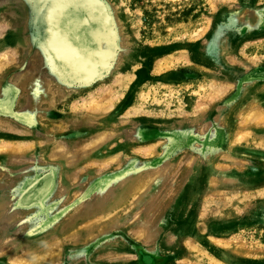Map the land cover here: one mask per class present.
Returning a JSON list of instances; mask_svg holds the SVG:
<instances>
[{
	"label": "rangeland",
	"instance_id": "rangeland-1",
	"mask_svg": "<svg viewBox=\"0 0 264 264\" xmlns=\"http://www.w3.org/2000/svg\"><path fill=\"white\" fill-rule=\"evenodd\" d=\"M38 1L57 60L37 36ZM99 1L104 10L95 0H0V143L30 142L18 156L0 151V253L55 248L42 264H264V123L230 146L234 132L253 130L242 114L264 111V0ZM58 10L75 14L52 23ZM106 65L90 84L68 81ZM91 95L113 103L112 134L98 145ZM54 153L70 154L69 167ZM142 177L116 214L91 211Z\"/></svg>",
	"mask_w": 264,
	"mask_h": 264
},
{
	"label": "bare ground",
	"instance_id": "bare-ground-1",
	"mask_svg": "<svg viewBox=\"0 0 264 264\" xmlns=\"http://www.w3.org/2000/svg\"><path fill=\"white\" fill-rule=\"evenodd\" d=\"M61 7V6H60ZM63 7H61L62 9ZM64 14H70L71 16H74L75 12H66V11H62V10H58L57 12H48V15L50 16L51 18V21L52 23L55 22L57 23V20L59 17L61 16H64ZM125 17V16H124ZM85 20V19H84ZM62 26V27H61ZM66 29V26L65 25H60V30H65ZM119 62V61H118ZM163 62V61H162ZM0 64L2 65V63L0 62ZM0 65V66H1ZM162 67V64L161 63H157L156 64V69H159ZM164 67V65H163ZM117 76V75H116ZM112 84V83H111ZM224 86V85H223ZM220 91V89H219ZM109 95V94H108ZM105 96H106V93H105ZM96 97V96H95ZM141 97V95H140ZM102 98V97H101ZM104 98V97H103ZM144 98V97H141V99ZM96 98H94L92 95L90 96L89 100L85 103L86 105L88 104L89 108L87 107V110H89L88 112L89 113H96L97 115L94 116V122L97 126V128L95 129V133H96V136H95V139L93 140L94 142L92 143H95L96 145H98L99 143L101 144L102 142H104L105 138H108L110 137L109 135H111L112 133H108V131H106V127H107V122L105 121L104 119V115L105 113H109V111L111 110L112 106H113V103L111 102V98L109 99L108 98H104V100L100 101V98L99 100H95ZM145 99V98H144ZM143 100V99H142ZM258 102V101H257ZM257 102H254L253 105L257 104ZM251 106V105H250ZM143 108V107H142ZM133 109H135L136 111H138L140 109V107L136 106L133 107ZM86 110V111H87ZM85 113V112H84ZM101 113L103 116H101ZM75 114V113H74ZM87 114V112H86ZM236 115V111L235 109L234 110H230L229 113L225 116L226 120L230 121L231 123L234 124L235 122V116ZM237 115H239V111L237 112ZM229 123V122H228ZM240 123H242L243 125L245 126H249L251 128H253V130H251L250 132L249 131H243V132H234L233 134V138L230 143V146L232 147L234 145V142L235 141H238V142H242L244 144V142H247L250 138H253V140H255L254 138L256 137L254 131L256 132V129L260 124L264 123V111L261 107H257L256 106H252L245 114H242V117H241V121ZM1 124V123H0ZM95 126V125H94ZM93 126V127H94ZM111 126V125H110ZM240 129V127H239ZM238 131V129H237ZM233 132V131H232ZM249 138V139H248ZM8 142V141H7ZM5 141L1 142L0 143V151L3 150V149H6L8 148L10 150V152H12L13 154H15L16 156H18L19 154L23 153L24 151H26V147L27 145L30 144V142H24V141H10L9 143H7ZM229 142V141H228ZM256 142V141H255ZM264 142V141H263ZM55 144H57V146H55ZM59 145V146H58ZM239 145V144H238ZM52 146H54V148H57V147H61V143L59 144L58 142L57 143H54ZM85 147V146H84ZM156 145L153 144V145H149L147 147H144V148H139V152H142V153H145V154H153L155 153L156 149H155ZM54 148L52 147V149L50 151H54ZM92 149V148H91ZM233 149V148H232ZM133 150V149H132ZM30 151V150H29ZM89 151V150H88ZM105 151V150H104ZM136 151V150H134ZM62 152V151H61ZM70 152V151H69ZM68 152V153H69ZM127 152V151H126ZM138 152V151H136ZM60 153V152H59ZM67 155H62L61 158H57L55 153L54 155L52 156L53 158H56L59 160L60 164L61 165H66L67 167H69L68 165L71 164V158L69 156H71L70 154ZM71 153V152H70ZM149 154V156H150ZM60 154H58L59 156ZM117 154H114V155H110L108 156L107 158H113V157H116ZM51 157V155L49 156ZM51 157V158H52ZM144 157V156H143ZM218 158V157H217ZM230 159V158H229ZM236 160V159H235ZM118 163V162H117ZM73 164V163H72ZM216 164V163H215ZM234 165V163H233ZM227 166V165H226ZM221 168V167H220ZM68 169V168H67ZM218 174V172H217ZM222 176V175H221ZM133 177V176H132ZM136 177V176H135ZM148 179L146 178H140L138 180L136 179H131L128 181H125L124 184H122L121 186H119V189L118 191L111 197L110 195V199L109 201H104V202H101V200L99 201L98 199L94 201V204L92 205V208H91V211H93L94 214H109L112 215V213L116 214V212L118 211V207L122 204H127L129 201H131L132 199V196L137 193L136 190H138V188L140 187H143V185L146 184ZM223 180V179H222ZM215 182V181H214ZM225 183V182H224ZM223 183V184H224ZM240 183V182H239ZM238 183V184H239ZM217 184V183H216ZM220 185V184H219ZM218 186V185H217ZM242 187V186H241ZM224 188V187H223ZM214 190V189H213ZM254 190V189H253ZM110 191V190H109ZM114 191V190H113ZM248 190H246L247 192ZM211 192V191H210ZM209 192V193H210ZM219 193V192H218ZM252 193V192H251ZM141 194V193H140ZM142 196V194H141ZM263 196V195H262ZM220 197V196H219ZM226 197V196H225ZM97 198V197H96ZM134 198V197H133ZM223 198V197H222ZM219 199V198H218ZM223 204H224V200H223ZM216 207V206H215ZM123 209V208H122ZM216 209V208H215ZM85 214H88V212H86ZM81 216L82 214L80 213H77L75 214V216L71 219V223H77L79 221H81ZM91 216V215H90ZM89 216V217H90ZM105 216V215H104ZM124 217V216H123ZM118 220V219H117ZM124 220V219H122ZM119 222V221H118ZM202 223V222H201ZM69 226H67L66 229L62 230L60 229L58 234L59 235H64V233L69 229ZM95 226H94V223H89V226H88V231H87V234L88 235H91L93 234V232L95 231ZM102 228V227H101ZM99 229V228H98ZM205 229V228H204ZM81 227H76V230L74 231L75 233V237H80L81 234ZM195 235V234H194ZM53 236V235H52ZM197 236V235H196ZM202 238V237H201ZM209 239H211V237H208ZM218 239V238H217ZM196 240V239H195ZM213 240V239H211ZM193 241V240H191ZM216 241V240H214ZM218 242V241H216ZM215 242V243H216ZM190 249L192 251H198V247L197 245L193 242V243H190ZM218 244V243H217ZM221 245V244H220ZM22 246V245H21ZM21 246H18V248H14V249H6L7 251L3 252V253H0V255L4 256L7 261L10 263V264H42V263H46L50 256L53 255L55 252V248L54 249H49V250H39V251H36L34 249H29V245L25 246V247H21ZM224 246V245H223ZM41 247V246H40ZM228 247V246H227ZM34 248V247H33ZM61 251V250H60ZM222 252V251H221ZM188 253V252H187ZM191 254V253H190ZM227 257V256H226ZM222 258V257H221Z\"/></svg>",
	"mask_w": 264,
	"mask_h": 264
},
{
	"label": "water",
	"instance_id": "water-1",
	"mask_svg": "<svg viewBox=\"0 0 264 264\" xmlns=\"http://www.w3.org/2000/svg\"><path fill=\"white\" fill-rule=\"evenodd\" d=\"M37 1V0H36ZM97 2V6H98V9H101L103 8L104 10V5L103 3H101L99 0H95ZM39 3H41L39 5V7L37 8V13H38V19L36 20V16H34V21H35V24L37 26V28L39 30L42 29L43 31V34H40L37 35L38 38H39V42L41 43V45L43 46L47 56L53 60H57L58 57L56 56L55 54V51L53 50V48L50 46L49 44V39L51 37V25L49 23V21L47 20L46 18V13H47V8H46V5L44 6L43 5V1H38ZM106 12V11H105ZM103 14V12H102ZM106 19H107V15L105 14ZM53 31V30H52ZM113 42V40L110 42V44ZM109 51L111 53V55L113 56V52L111 51V47L109 46ZM112 58V57H111ZM76 66V64H74ZM108 67L109 65H106V66H103L98 72L95 73V75L93 77H91L90 79L88 80H81V79H78V73L76 72H72L71 75L72 77L68 80L69 82H75V83H78V84H83V85H86V84H90L92 81H94L95 79L99 78L100 76H102L107 70H108Z\"/></svg>",
	"mask_w": 264,
	"mask_h": 264
},
{
	"label": "snow or ice",
	"instance_id": "snow-or-ice-1",
	"mask_svg": "<svg viewBox=\"0 0 264 264\" xmlns=\"http://www.w3.org/2000/svg\"><path fill=\"white\" fill-rule=\"evenodd\" d=\"M59 6V5H58Z\"/></svg>",
	"mask_w": 264,
	"mask_h": 264
}]
</instances>
